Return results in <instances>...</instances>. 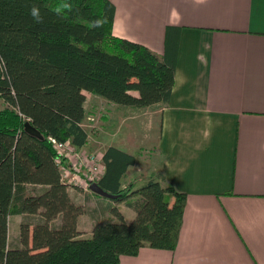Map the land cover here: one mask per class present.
Segmentation results:
<instances>
[{
    "label": "trees",
    "instance_id": "trees-1",
    "mask_svg": "<svg viewBox=\"0 0 264 264\" xmlns=\"http://www.w3.org/2000/svg\"><path fill=\"white\" fill-rule=\"evenodd\" d=\"M114 21L110 0H0V264H120L144 247L178 245L186 194L157 175L125 186L137 158L115 146L93 181L108 196L92 191L108 201L110 218L83 230V206L71 196L79 188L63 177L72 166L50 140L87 145L85 92L124 107L169 104L176 41L161 56L116 36ZM28 122L44 138L26 132ZM124 206L135 211L130 221ZM13 215L23 216L16 236Z\"/></svg>",
    "mask_w": 264,
    "mask_h": 264
},
{
    "label": "crops",
    "instance_id": "crops-1",
    "mask_svg": "<svg viewBox=\"0 0 264 264\" xmlns=\"http://www.w3.org/2000/svg\"><path fill=\"white\" fill-rule=\"evenodd\" d=\"M110 1L116 36L161 56L177 43L169 104H114L159 126L154 166L129 180L163 176L187 196L176 249L144 247L120 264H264V0Z\"/></svg>",
    "mask_w": 264,
    "mask_h": 264
},
{
    "label": "rangeland",
    "instance_id": "rangeland-1",
    "mask_svg": "<svg viewBox=\"0 0 264 264\" xmlns=\"http://www.w3.org/2000/svg\"><path fill=\"white\" fill-rule=\"evenodd\" d=\"M93 95L94 94L91 93H89L88 96L86 95L88 107L84 126L89 132V141L85 147V152L82 151L81 155L87 157V160L90 162L92 161V157H96L100 160L107 145L130 151V153L136 156L137 164L132 171L124 177L123 184L127 186L134 183V185H138L137 187H142L145 184V180L148 178L142 180V178L138 176L133 181L129 179L133 174L141 175V173H145V171L154 166V161L157 160L154 154L156 151V141L159 137V131L157 132V127L159 126L157 125L155 127L156 119L153 120L154 131L153 128L149 131L150 126H146L147 117L142 116L136 118L138 116L137 108H135L137 111L127 116L129 113L125 115L124 109H121L122 107L114 105L101 97V99L94 100ZM3 107H5V104H0V109ZM124 108L131 107L125 106ZM132 120H135V122H132ZM131 126H133V128ZM90 162L88 163L90 164ZM86 177L84 182L81 181L78 176H75L74 179H71L72 177L69 179L65 178L64 181L79 188H72L71 196L73 200L83 206L81 211V213L85 212L81 221L83 230H91L95 222L108 219L110 216H108L105 211L107 210L105 205L108 201L102 197H98L90 190L89 182L92 183L93 180L89 175H86ZM133 213L135 217V211H133ZM22 219V215L12 216L10 223L12 235L16 236L19 234V227ZM86 234L88 235V233Z\"/></svg>",
    "mask_w": 264,
    "mask_h": 264
},
{
    "label": "built area",
    "instance_id": "built-area-1",
    "mask_svg": "<svg viewBox=\"0 0 264 264\" xmlns=\"http://www.w3.org/2000/svg\"><path fill=\"white\" fill-rule=\"evenodd\" d=\"M0 104H2L1 100H0ZM50 140L54 144L58 153L60 155L66 156L71 161V166L74 168V170H77V172L81 171L80 173L85 172L86 175H89V177H91L93 181L97 180L102 175L104 167L103 164L99 162L102 161L101 159L99 160L96 157H92V161L90 162L87 160V157L82 156L81 153L75 147H73L69 142L61 143L53 138H51ZM88 162H90V164ZM69 173L68 171L64 170L63 177L64 178L72 177L71 179H74L75 176Z\"/></svg>",
    "mask_w": 264,
    "mask_h": 264
},
{
    "label": "water",
    "instance_id": "water-1",
    "mask_svg": "<svg viewBox=\"0 0 264 264\" xmlns=\"http://www.w3.org/2000/svg\"><path fill=\"white\" fill-rule=\"evenodd\" d=\"M25 131L28 132V133H30V134H32V135H34V136H36V137H38V138H41V139L44 138L43 137V134L40 131H38L29 122L26 123V125H25ZM90 190L93 191V192H95V193H97V194H100L102 196H108V194L96 182L91 183Z\"/></svg>",
    "mask_w": 264,
    "mask_h": 264
},
{
    "label": "clouds",
    "instance_id": "clouds-1",
    "mask_svg": "<svg viewBox=\"0 0 264 264\" xmlns=\"http://www.w3.org/2000/svg\"><path fill=\"white\" fill-rule=\"evenodd\" d=\"M62 7H64V8H68V7H70V6L67 5V4H65V5H63ZM58 11H59V9H58ZM31 15H32L33 18L36 19L38 22L40 21L39 10H38L36 7H33V8L31 9Z\"/></svg>",
    "mask_w": 264,
    "mask_h": 264
}]
</instances>
